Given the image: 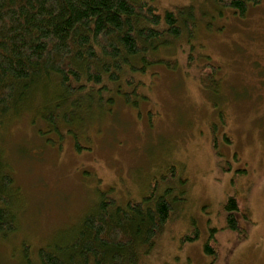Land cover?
Masks as SVG:
<instances>
[{
	"label": "rangeland",
	"instance_id": "rangeland-1",
	"mask_svg": "<svg viewBox=\"0 0 264 264\" xmlns=\"http://www.w3.org/2000/svg\"><path fill=\"white\" fill-rule=\"evenodd\" d=\"M154 3L160 11L195 12L194 54L201 66L205 56L218 65L221 89L210 97L200 67L185 72L179 48L164 51H175L179 68L156 65L141 76L147 97L138 109L117 96L91 112L84 102L73 125L59 123L62 135L47 132L32 96L0 127L22 195L18 232L0 237V264H24L23 243L37 253L66 235L100 192L113 189L124 205L153 185L173 189L174 211L151 245L133 251L135 264H264V0L244 17L212 0ZM235 192L252 212L246 237L226 224L224 204ZM208 243L215 253L206 251Z\"/></svg>",
	"mask_w": 264,
	"mask_h": 264
},
{
	"label": "trees",
	"instance_id": "trees-1",
	"mask_svg": "<svg viewBox=\"0 0 264 264\" xmlns=\"http://www.w3.org/2000/svg\"><path fill=\"white\" fill-rule=\"evenodd\" d=\"M212 1L244 17L261 0ZM186 9L160 11L154 0H0V127L32 96L47 120V132L57 135L63 134L59 123L73 125L84 102L91 112L113 105L117 96L138 109L141 97H147L140 90L145 85L141 76L156 65L179 68L175 51L165 54L170 49H182L185 72L200 67V85L210 97L217 94L222 86L218 65L208 56L202 66L198 63L202 56H195L193 40L199 20ZM75 143L80 151L79 140ZM11 166L0 147V237L5 239L19 230L22 196ZM112 191L100 192L71 231L37 253L23 243V263L135 264L137 253L170 220L173 189L167 185L159 191L153 185L142 200L124 205ZM224 209L227 227L246 237L253 218L245 197L229 194ZM206 251L215 253L210 243Z\"/></svg>",
	"mask_w": 264,
	"mask_h": 264
}]
</instances>
